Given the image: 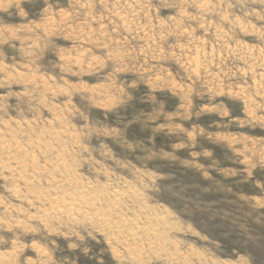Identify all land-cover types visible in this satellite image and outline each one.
Listing matches in <instances>:
<instances>
[{
	"label": "rangeland",
	"instance_id": "rangeland-1",
	"mask_svg": "<svg viewBox=\"0 0 264 264\" xmlns=\"http://www.w3.org/2000/svg\"><path fill=\"white\" fill-rule=\"evenodd\" d=\"M0 264H264V0H0Z\"/></svg>",
	"mask_w": 264,
	"mask_h": 264
}]
</instances>
